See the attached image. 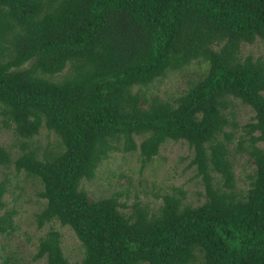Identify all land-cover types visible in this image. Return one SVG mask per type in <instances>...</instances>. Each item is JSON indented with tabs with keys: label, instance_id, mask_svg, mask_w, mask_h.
Wrapping results in <instances>:
<instances>
[{
	"label": "trees",
	"instance_id": "1",
	"mask_svg": "<svg viewBox=\"0 0 264 264\" xmlns=\"http://www.w3.org/2000/svg\"><path fill=\"white\" fill-rule=\"evenodd\" d=\"M257 40L264 44V0H0L2 123L26 140L41 129L58 139L39 158L32 150L12 160L0 146V166L39 182V229L58 222L83 248L81 260L69 262L50 230L33 259L264 264V58L241 56ZM193 62L207 69L173 102L142 92ZM233 100L253 113L234 152L226 131L238 127L227 112ZM166 141L191 150L188 166L204 186L200 205L164 195L156 212L136 206L125 216L119 194L91 200L81 189L112 151L138 150L145 168ZM242 153L253 162L243 196L230 158ZM6 192L0 180V237L15 229Z\"/></svg>",
	"mask_w": 264,
	"mask_h": 264
},
{
	"label": "rangeland",
	"instance_id": "2",
	"mask_svg": "<svg viewBox=\"0 0 264 264\" xmlns=\"http://www.w3.org/2000/svg\"><path fill=\"white\" fill-rule=\"evenodd\" d=\"M241 56L242 59L248 56L254 60L264 58V44L257 40L251 45H243ZM206 69L205 63L193 62L182 71L169 73L158 79L142 92L146 96L173 102L185 93L192 82L201 78ZM66 70L67 68L52 78H62ZM229 111L233 112V119L238 124L236 129H226L234 135L230 146L234 152L239 137L245 135L241 127L250 122L253 113L248 106L237 100L228 104L227 112ZM2 121L3 117L0 116V146L8 151L12 160L32 150L36 151L38 158L46 150H56L58 139L46 129H41L37 136L26 140L19 137L13 127H5ZM135 138L138 144L141 137ZM23 145L26 147L25 150L22 149ZM259 145L264 146V143ZM191 157L192 152L184 141H166L152 161L145 168H141L138 150L129 153L115 150L102 161L93 180L82 182L81 189L91 200L119 194L118 199L122 204L120 211L125 216H128L136 206L139 208L147 206L151 212H156L163 203L164 195L181 197L184 205L196 207L204 201V186L201 176L197 175L194 167L188 166ZM230 158L236 190L243 196L249 188L253 162L245 153L230 155ZM0 180L7 183V192L3 198L5 210L15 212L14 231L8 236L0 237V263L3 261L1 257H6L13 259L10 264H46L45 258L39 260L33 258L39 239L50 230L60 234L64 257L69 262H79L83 257V248L71 228L54 221L41 229L37 227L35 215L45 206V200L37 196L41 191L39 182L23 172H16L12 164L0 166Z\"/></svg>",
	"mask_w": 264,
	"mask_h": 264
}]
</instances>
